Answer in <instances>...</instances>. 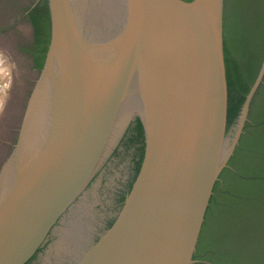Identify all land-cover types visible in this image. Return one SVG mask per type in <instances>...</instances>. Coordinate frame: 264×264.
<instances>
[{
    "label": "water",
    "instance_id": "95a60500",
    "mask_svg": "<svg viewBox=\"0 0 264 264\" xmlns=\"http://www.w3.org/2000/svg\"><path fill=\"white\" fill-rule=\"evenodd\" d=\"M47 2L49 50L44 67L30 69L16 140L0 158V198L3 165L24 150L27 115L48 121L47 159L31 176L32 212L0 227V264H26L43 253L137 118L145 137L140 171L113 225L73 264H194L215 183L248 119L264 60L227 130L224 0H195L189 8L178 0Z\"/></svg>",
    "mask_w": 264,
    "mask_h": 264
},
{
    "label": "trees",
    "instance_id": "16d2710c",
    "mask_svg": "<svg viewBox=\"0 0 264 264\" xmlns=\"http://www.w3.org/2000/svg\"><path fill=\"white\" fill-rule=\"evenodd\" d=\"M178 2L181 7L189 8L195 0ZM27 17L34 28L31 50L34 65L41 70L51 41L47 0H40ZM223 52L226 123L230 130L264 60V0H224ZM133 124L140 155L121 205L133 186L145 154L143 125L139 118ZM194 259V264H264V76L251 101L235 151L215 183Z\"/></svg>",
    "mask_w": 264,
    "mask_h": 264
},
{
    "label": "rangeland",
    "instance_id": "374dc122",
    "mask_svg": "<svg viewBox=\"0 0 264 264\" xmlns=\"http://www.w3.org/2000/svg\"><path fill=\"white\" fill-rule=\"evenodd\" d=\"M36 1L0 0V62L6 65L0 64V70L3 69L0 71V74H3V77L0 75V117L6 119L4 114L7 106L13 103V113H10L12 114L10 121L5 125L6 132L1 134L0 131V151H4L3 154L0 153L1 158L14 144L17 133L15 126L19 117L17 108L23 107V96L27 92V84L30 80L29 60L33 56L31 50L34 47V36L25 12L27 7ZM3 55H7L6 58H3ZM12 64L20 70L18 88L16 86L19 95L12 83L15 73ZM1 120L0 118V122ZM235 124L237 120L233 125ZM136 135L135 125L128 124L117 144L88 184L78 206L75 207L79 211H75L74 216L70 217L69 213L64 218L60 223V226H64L58 227L56 234H51L45 247L40 250L43 253L39 255L38 252L28 264H73L85 251L88 243L108 227L115 218L121 205V198L129 189L136 172V163L140 155V144ZM71 222L74 223L71 225ZM52 242L51 247H48ZM46 255L48 260L44 259Z\"/></svg>",
    "mask_w": 264,
    "mask_h": 264
},
{
    "label": "bare ground",
    "instance_id": "6f19581e",
    "mask_svg": "<svg viewBox=\"0 0 264 264\" xmlns=\"http://www.w3.org/2000/svg\"><path fill=\"white\" fill-rule=\"evenodd\" d=\"M5 56L3 55L2 57L4 58ZM1 63L4 64L2 61L0 62V64ZM8 64L9 63H7V65ZM1 70L3 71V69ZM16 78L17 75L16 73H14V79ZM12 97L15 98L14 96ZM12 104H9V106H7L8 108L4 114V117L6 119H3V116L0 117L2 119L0 122L1 134L3 132H6L7 127L5 125L8 123L10 116L12 115V114L10 115V113H13ZM30 116L31 114L29 116L27 115L26 120L24 119L27 130L24 150L19 156H17L14 160H12V162L3 165L5 182H4L3 192L0 198V227L3 223H6L12 219L15 220L17 218V215H19V213L29 214L32 212V211L30 212L29 210L33 203L31 199L35 198L36 196L35 193L37 192V190L32 188L34 187L33 185L35 183H31L32 182L31 176L38 171V166L42 163V161L43 160L45 161L47 159L45 154L47 153V145L49 142V138H48V134L46 133L47 131H45L44 128H46L48 121H46V118L41 120L40 118L41 116H39V113L38 115H36V118ZM37 128H42V129H40L39 132H35ZM3 152H4L3 150L0 151V153L2 154ZM35 185H37V183ZM75 211H79V210L74 208L70 212V217L74 216L73 214L75 213ZM73 223L74 222H71L70 224L72 225ZM63 226L64 225L59 227H63ZM47 255L44 256V259L46 260H48Z\"/></svg>",
    "mask_w": 264,
    "mask_h": 264
},
{
    "label": "flooded vegetation",
    "instance_id": "af4514ba",
    "mask_svg": "<svg viewBox=\"0 0 264 264\" xmlns=\"http://www.w3.org/2000/svg\"><path fill=\"white\" fill-rule=\"evenodd\" d=\"M40 0H37L36 1V3H34V4H32V5H30L29 7H27V9H26V16L28 15V13H29V11L39 2ZM30 22V21H29ZM31 23V22H30ZM32 24V23H31ZM33 26V25H32ZM34 34V28H33V30H32V36H34L33 35ZM7 53V52H6ZM12 54V53H11ZM9 56H10V53H9ZM11 57V56H10ZM31 61V62H30ZM29 63H30V66L32 67V68H35V65H34V58H33V56H31L30 57V60H29ZM13 65V64H12ZM13 67H14V65H13ZM15 68H17V67H15ZM14 68V71H15V73H16V75H17V78L16 79H14V81L12 82L13 83V86H14V88H15V90H16V93H17V95H19V92L17 91V88H18V85H17V83H18V76L20 75V70H19V68H17V69H15ZM36 69V68H35ZM16 86H17V88H16ZM18 98V97H17ZM18 110H20V108H19V106H18V108H17V113H18ZM15 111V110H14ZM9 121H10V119H9ZM15 140H16V134H15ZM15 142V141H14ZM41 250V249H40ZM38 253V252H37ZM37 253L34 255V256H36L37 255Z\"/></svg>",
    "mask_w": 264,
    "mask_h": 264
}]
</instances>
